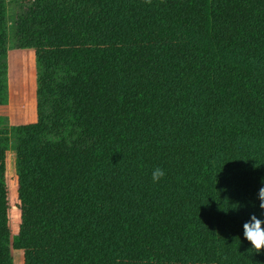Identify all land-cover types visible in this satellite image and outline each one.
Returning <instances> with one entry per match:
<instances>
[{
	"label": "trees",
	"instance_id": "obj_1",
	"mask_svg": "<svg viewBox=\"0 0 264 264\" xmlns=\"http://www.w3.org/2000/svg\"><path fill=\"white\" fill-rule=\"evenodd\" d=\"M14 2L0 264H264V0Z\"/></svg>",
	"mask_w": 264,
	"mask_h": 264
},
{
	"label": "clouds",
	"instance_id": "obj_2",
	"mask_svg": "<svg viewBox=\"0 0 264 264\" xmlns=\"http://www.w3.org/2000/svg\"><path fill=\"white\" fill-rule=\"evenodd\" d=\"M146 3H151V0H146ZM165 171L162 168H155L152 173V180L159 182L164 176ZM264 184V181H262ZM260 209H264V186L260 187L257 193ZM236 210H239L240 204L233 205ZM244 237L251 242L252 249L259 253L264 251V220L259 218L255 213L251 214L250 219L243 224Z\"/></svg>",
	"mask_w": 264,
	"mask_h": 264
},
{
	"label": "rangeland",
	"instance_id": "obj_3",
	"mask_svg": "<svg viewBox=\"0 0 264 264\" xmlns=\"http://www.w3.org/2000/svg\"><path fill=\"white\" fill-rule=\"evenodd\" d=\"M8 9H9V35H10V44H13V37H14V21H15V14L18 9V4L14 2V0H8ZM12 78V72L10 75V79ZM18 112L17 107L14 104L13 98V90H12V81H10V122H13L15 116ZM18 257L16 256L15 263L17 264Z\"/></svg>",
	"mask_w": 264,
	"mask_h": 264
}]
</instances>
